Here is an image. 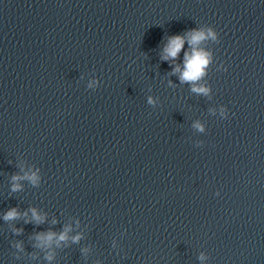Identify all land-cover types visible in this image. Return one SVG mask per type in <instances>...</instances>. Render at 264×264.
Listing matches in <instances>:
<instances>
[{
    "label": "water",
    "instance_id": "1",
    "mask_svg": "<svg viewBox=\"0 0 264 264\" xmlns=\"http://www.w3.org/2000/svg\"><path fill=\"white\" fill-rule=\"evenodd\" d=\"M0 264H264V0H0Z\"/></svg>",
    "mask_w": 264,
    "mask_h": 264
},
{
    "label": "clouds",
    "instance_id": "2",
    "mask_svg": "<svg viewBox=\"0 0 264 264\" xmlns=\"http://www.w3.org/2000/svg\"><path fill=\"white\" fill-rule=\"evenodd\" d=\"M206 39H216V33L212 30V28L207 29H193L187 32L185 35H175L168 38L167 44L164 46L161 59L163 60H175L181 50L184 47L185 41L187 40L190 45V51L185 52L184 54V66L183 69L180 68L179 65H176L173 68V74L179 73V79L183 82L192 83V91L197 94L207 95L209 89L204 86H197V82L200 81L206 74V69L211 62V53L205 51L204 49L198 47L200 43ZM95 84V81L91 82L88 87L92 88ZM149 104L154 103L151 97L148 100ZM194 127H196L199 131H203V126L197 122ZM22 179L28 180L33 185H37L39 183L40 177L37 172H26L24 176L14 175L12 180L14 181L12 185V191H18L21 188V185L15 183V181H19ZM32 220H34L37 224H41L44 222L45 217L40 215L35 208H32ZM27 215V213H25ZM20 216V213L17 209H10L4 216V219L13 220L17 219ZM27 222V221H26ZM56 221H53L55 223ZM71 229L69 227H65L64 231L57 234L56 232L48 231L38 233L35 239L38 241L36 247L41 248H50L53 243L56 244L57 247L60 246L61 242H66L69 239L68 233ZM21 230H17L19 232ZM80 236L76 235L71 237L73 242H78L80 240ZM16 247H20V245H16ZM46 259L49 261L52 259V255L49 254ZM201 260L204 259L203 255L200 257Z\"/></svg>",
    "mask_w": 264,
    "mask_h": 264
}]
</instances>
